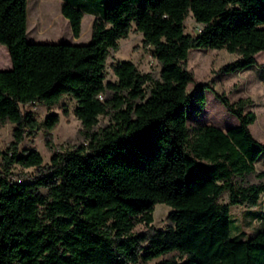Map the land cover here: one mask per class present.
I'll return each mask as SVG.
<instances>
[{"label": "trees", "instance_id": "16d2710c", "mask_svg": "<svg viewBox=\"0 0 264 264\" xmlns=\"http://www.w3.org/2000/svg\"><path fill=\"white\" fill-rule=\"evenodd\" d=\"M143 2L65 0L60 12L74 37L83 12L96 15L90 40L78 45L27 41L26 0H0V45L11 63L0 70V123L13 125L9 147L0 152V264H137L157 257H163L157 264H264V228L248 238L230 236V206L255 208L264 192L263 184L236 188L232 182L254 172L264 153L249 129L256 114L245 111L248 99L231 102L213 90L237 125L225 131L199 125L189 136L193 95L186 91L195 82L186 68L190 49L236 53L220 71L260 65L264 0ZM188 12L202 26L199 33L185 32ZM132 22L160 64L159 79L120 61L111 66L117 81L104 82L108 53ZM196 90L198 115L205 85ZM64 96L76 101L73 114L87 144L53 154L49 164L36 150L20 153L39 125L23 106H51ZM109 107L111 123L91 132ZM57 123L50 114L43 124L49 131ZM13 164L35 173L15 182ZM224 191L228 202L218 203ZM156 204L171 209L164 228L151 225ZM139 223L144 231H135Z\"/></svg>", "mask_w": 264, "mask_h": 264}, {"label": "rangeland", "instance_id": "374dc122", "mask_svg": "<svg viewBox=\"0 0 264 264\" xmlns=\"http://www.w3.org/2000/svg\"><path fill=\"white\" fill-rule=\"evenodd\" d=\"M136 6L142 7L143 0H131ZM37 6V7H36ZM39 6V7H38ZM29 25L33 26V21L37 13L40 12L41 19L48 16L49 13L58 16L59 5L50 0H28ZM39 9V10H38ZM46 14V15H44ZM48 14V15H47ZM59 20H54L51 24L41 25L39 30L34 33L29 32L28 41L45 42V43H74L85 44L90 40L92 18L84 16L81 22V34L74 37L68 21L60 11ZM32 20V21H31ZM132 30L126 38L118 40V48L110 50L106 59L104 69V82H116V76L113 74L112 64L120 61H131L140 73H150L154 80L159 79L160 64L152 55L150 46L142 43L141 33ZM186 33H199L202 26L191 17L188 12L184 20ZM238 58L236 53H230L225 49L212 48H193L190 49L187 56L186 68L190 71L195 79L190 83L186 91L192 93L193 100L187 107V126L189 136H192L194 129L199 125L214 126L219 129L233 127L237 119L228 113L220 102L215 98L213 90L217 93H224L231 102L238 99H248L249 105L245 111H253L257 119L250 125V132L253 137L257 138L264 144V105H261V97L264 88V51L255 54L258 65H250L244 69L232 72L220 71V67L233 62ZM259 62V63H258ZM10 59L4 45H0V70L10 69ZM205 85V108L196 114L198 109L194 99L197 95L196 87ZM151 84L146 85V93H149ZM107 93L105 97H109ZM76 101L71 96H64L58 103L46 106L40 103H33L23 106L24 110L31 111L34 118L38 121V128L27 136L19 146L20 153L29 150H36L40 153L43 164H49L53 154H62L67 151L75 150L81 145L87 144L86 131L80 121L74 116L73 110ZM114 110L109 107L104 114L98 116V123L93 127L91 132H100L111 123V116ZM50 114L58 116V123L51 130H46L44 120ZM13 125L5 122L0 123V152H5L12 140L11 132ZM254 164L255 171L242 177L234 176L232 182L236 188L247 187L251 184H263L264 177L259 178L258 174H264V153H262ZM13 174L12 180L22 182L23 177H29L35 173V169L23 168L17 164L10 167ZM39 192L46 194L47 187L39 188ZM218 203L228 202V191L222 192L217 198ZM171 211L170 207L165 204H156L153 211L152 226L156 229L164 228L167 224L166 217ZM264 192L260 194L258 205L255 208H248L244 205L230 206V236L236 237V233H242L246 238L252 236L257 231L264 228ZM237 228L236 230L234 229ZM146 226L139 223L135 231H144ZM163 257L153 258L149 261H140L137 264H157Z\"/></svg>", "mask_w": 264, "mask_h": 264}, {"label": "crops", "instance_id": "0c3cea01", "mask_svg": "<svg viewBox=\"0 0 264 264\" xmlns=\"http://www.w3.org/2000/svg\"><path fill=\"white\" fill-rule=\"evenodd\" d=\"M50 1H52V2H56V3H58V5H59V10H58V16H56V15H53V14H50L49 13V15L48 16H45V18L44 19H41V15H40V12L39 13H37V15L38 16H35V20L33 21V26L32 27H30V25H29V20H30V15H29V9H28V0H26V39H27V35H28V28L30 29V31L29 32H35L36 30H39L40 29V27H41V25H43V24H51L52 22H54V20H59V24H61V20H60V16H59V11H60V7H61V5H62V3L65 1V0H50ZM109 1H112V0H109ZM79 2V0H77V3ZM37 7V6H36ZM39 7V6H38ZM39 10V9H38ZM61 13V12H60ZM44 15H46V14H44ZM62 15V14H61ZM63 16V15H62ZM84 16H87V17H89V19L90 18H92V22L94 21V19H95V17H96V15L94 14V13H89V12H83V15H82V18H81V22H82V20H83V18H84ZM65 18V17H64ZM66 20L68 21V19L66 18ZM32 21V20H31ZM68 23H69V21H68ZM69 26H70V24H69ZM70 29H71V27H70ZM72 33V32H71ZM80 34H81V31H80ZM79 34V35H80ZM27 41H28V39H27ZM29 42H35V41H29ZM35 43H45V42H35ZM48 43V42H47ZM71 44H74V43H71ZM256 59V58H255ZM257 61V60H256ZM259 63V62H258ZM261 85H262V87L264 88V83H262L261 82ZM260 103H261V105H264V93H263V96L261 97V99H260ZM256 119H257V116H256ZM238 123V122H237ZM237 123H236V125H237ZM252 125V124H251ZM235 126V125H234ZM250 126V125H249ZM227 128H225V129H221L222 131H225ZM249 129H250V127H249ZM255 138V137H254ZM257 141H259L257 138H255ZM260 142V141H259ZM261 143V142H260ZM259 159V158H258ZM257 159V160H258ZM256 163V162H255ZM254 163V164H255ZM254 166V165H253ZM254 171H255V168H254Z\"/></svg>", "mask_w": 264, "mask_h": 264}, {"label": "built area", "instance_id": "2783aa9c", "mask_svg": "<svg viewBox=\"0 0 264 264\" xmlns=\"http://www.w3.org/2000/svg\"><path fill=\"white\" fill-rule=\"evenodd\" d=\"M100 97V96H99ZM101 98V97H100Z\"/></svg>", "mask_w": 264, "mask_h": 264}]
</instances>
